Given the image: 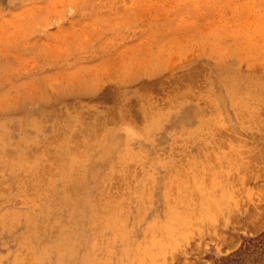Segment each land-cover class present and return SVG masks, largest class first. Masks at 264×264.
<instances>
[{
    "label": "rangeland",
    "instance_id": "374dc122",
    "mask_svg": "<svg viewBox=\"0 0 264 264\" xmlns=\"http://www.w3.org/2000/svg\"><path fill=\"white\" fill-rule=\"evenodd\" d=\"M0 264H264V0H0Z\"/></svg>",
    "mask_w": 264,
    "mask_h": 264
},
{
    "label": "bare ground",
    "instance_id": "6f19581e",
    "mask_svg": "<svg viewBox=\"0 0 264 264\" xmlns=\"http://www.w3.org/2000/svg\"><path fill=\"white\" fill-rule=\"evenodd\" d=\"M194 74V73H193ZM217 74V73H216ZM190 76V75H189ZM235 81H237V79L235 80ZM239 81V80H238ZM192 83V82H191ZM239 84H240V82H239ZM188 85V84H187ZM225 85H227V84H225ZM242 85V84H241ZM238 86V85H237ZM229 87V86H228ZM239 87V86H238ZM227 89V88H226ZM237 89V88H236ZM233 90V89H232ZM235 90V89H234ZM238 91V90H237ZM244 91V90H243ZM239 93V92H238ZM235 94V93H234ZM263 94V93H262ZM247 95V94H246ZM260 95V94H259ZM239 96V95H238ZM249 99V98H248ZM251 103V102H250ZM257 105V104H256ZM257 111V110H256ZM250 112V111H249ZM253 112V111H252ZM260 114H261V112H260ZM259 114V115H260ZM238 116V115H237ZM245 116V115H244ZM248 117V116H247ZM259 117V116H258ZM246 119V118H245ZM253 119V118H252ZM245 121V120H244ZM248 122V121H247ZM205 129V128H204ZM219 133H221L220 131H219ZM221 135V134H220ZM216 136V135H215ZM221 139V138H220ZM238 141V140H237ZM245 141V140H244ZM242 142H243V140H242ZM218 143V142H217ZM224 146V145H223ZM228 146V145H227ZM248 146V145H247ZM229 148V147H228ZM226 150H227V148H226ZM231 153V152H230ZM234 153V152H233ZM29 155H30V153H29ZM235 156V155H234ZM234 158V157H233ZM216 160V159H215ZM234 160H235V158H234ZM233 160V161H234ZM238 160V159H237ZM240 160V159H239ZM242 160V159H241ZM238 162V161H237ZM232 164V163H231ZM207 167V166H206ZM242 167V166H241ZM237 169V168H236ZM240 170V169H239ZM211 177V176H210ZM169 178V177H168ZM148 184V183H147ZM208 184V183H207ZM149 186V185H148ZM147 186V187H148ZM151 187H153V186H150V191H151ZM219 192V191H218ZM147 193V192H146ZM148 194H149V192H148ZM146 196V195H145ZM197 206V205H196ZM210 206V205H209ZM218 212V211H217Z\"/></svg>",
    "mask_w": 264,
    "mask_h": 264
}]
</instances>
